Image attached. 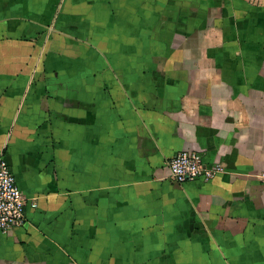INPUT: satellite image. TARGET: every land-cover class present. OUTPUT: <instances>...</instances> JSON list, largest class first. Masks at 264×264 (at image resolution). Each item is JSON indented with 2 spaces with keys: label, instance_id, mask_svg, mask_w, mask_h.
Wrapping results in <instances>:
<instances>
[{
  "label": "crops",
  "instance_id": "1",
  "mask_svg": "<svg viewBox=\"0 0 264 264\" xmlns=\"http://www.w3.org/2000/svg\"><path fill=\"white\" fill-rule=\"evenodd\" d=\"M0 154V264H264V0H0Z\"/></svg>",
  "mask_w": 264,
  "mask_h": 264
},
{
  "label": "built area",
  "instance_id": "2",
  "mask_svg": "<svg viewBox=\"0 0 264 264\" xmlns=\"http://www.w3.org/2000/svg\"><path fill=\"white\" fill-rule=\"evenodd\" d=\"M169 176L182 184L194 180H209L222 170L221 165L206 164L195 150L180 151L167 162ZM264 178V174H262ZM35 207L34 200H28L19 189L5 157L0 154V233H7L25 222V208Z\"/></svg>",
  "mask_w": 264,
  "mask_h": 264
}]
</instances>
